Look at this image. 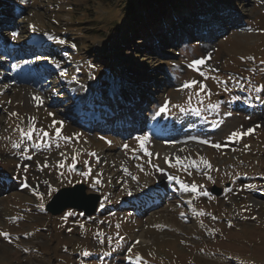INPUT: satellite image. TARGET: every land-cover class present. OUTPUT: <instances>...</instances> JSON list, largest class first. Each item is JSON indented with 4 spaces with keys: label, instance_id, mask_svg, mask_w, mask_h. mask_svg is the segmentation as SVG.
Returning <instances> with one entry per match:
<instances>
[{
    "label": "rangeland",
    "instance_id": "1",
    "mask_svg": "<svg viewBox=\"0 0 264 264\" xmlns=\"http://www.w3.org/2000/svg\"><path fill=\"white\" fill-rule=\"evenodd\" d=\"M135 1L0 0V181L10 185L0 191V233L8 234L0 235V264H264V89L257 92L264 86V0H195L199 9L183 0L185 16L170 11L156 32L133 34L140 21L133 10L144 26L149 22ZM39 34L66 43L46 35L40 49L27 46ZM201 58L205 76L188 67ZM49 60L60 65L55 73L40 66L45 61L55 67ZM191 80L206 84L209 94L197 97L195 88L184 89ZM115 93L122 100L115 101ZM38 94L39 105L33 101ZM125 99L133 107L124 109ZM166 100L167 112L155 116ZM105 107L113 115L101 113L111 119L104 130L86 127L91 108ZM197 107L200 119L192 114ZM117 117L122 120L113 123ZM30 118L49 137L34 134L21 142L18 128L27 130ZM55 128L70 139H58ZM253 128L239 140L228 139L233 131ZM145 134L148 155L135 139ZM165 158L183 165L172 167ZM45 161L49 166L41 170ZM24 179L30 186L21 185ZM45 180L56 190L83 182L85 193L99 194L98 212L51 215L45 205L55 191L49 194ZM134 180L146 189L156 186L159 202L127 207L128 182ZM180 182L196 183L197 192H184ZM225 182L232 185L220 196L209 193L211 185ZM220 233L224 237L209 239ZM119 237L124 239L116 243Z\"/></svg>",
    "mask_w": 264,
    "mask_h": 264
},
{
    "label": "snow or ice",
    "instance_id": "2",
    "mask_svg": "<svg viewBox=\"0 0 264 264\" xmlns=\"http://www.w3.org/2000/svg\"><path fill=\"white\" fill-rule=\"evenodd\" d=\"M18 33L16 32H13L11 33V36H12V39L15 40L16 37H17ZM48 36V39L49 40H56L59 44H65L66 41L65 40H62V39H57L56 37L50 35V34H46ZM73 47H75V45H73ZM45 59H49L47 57H44ZM241 59H244L243 57ZM50 63L54 64L57 68L60 67L59 63L56 62L55 60H49ZM24 63H30V61H24ZM205 64V61L204 59H194L192 60L189 64H188V67L195 70V71H198L200 73L201 76H205V73L203 71H201V67ZM13 67H18V65H14ZM61 75H64V73L62 72ZM220 84L224 85V88L223 90L225 92L227 91H230V89L227 87V84L225 81H219ZM237 84L240 86V87H243V85L239 84V81H237ZM183 88L184 89H189V88H195L196 89V96L199 97L201 95V93H204V94H209L208 90H207V85L202 83V82H197L196 80H191L189 82H186L184 85H183ZM262 89H264V86H261V88H258L257 89V92L261 91ZM33 101L36 103V104H42L43 101L41 99V97L39 96H34L33 97ZM189 103H191V97H189ZM199 104H203V101H198ZM170 104V101H165V104L162 105L159 110L155 113V116H160L162 113H165L167 112V109H168V105ZM183 110V109H182ZM192 111H195L197 113V115L200 114V108L197 107L195 109H192ZM12 116H17L18 114L17 113H11ZM49 115H52L51 113H49ZM56 123H59V122H55L54 121V124ZM50 127H53V125H50ZM18 131L20 133V137H21V142L23 140H33L34 138H37V137H34V134H37V136L39 138H43V137H49L50 133L44 129H40L39 132L35 126V123H34V120L33 119H28L27 121V130L23 129V128H18ZM253 131V129H248L247 131L245 132H240V131H233L230 133L228 139L232 140V139H235V140H239L242 136L244 135H248L249 133H251ZM55 136L58 138V139H64L65 141H68L70 138L69 137H62L61 136V132H60V129L59 128H55ZM101 139H103V137H101ZM137 141L140 142V147L142 150L145 151V154L148 155L149 153L147 152V149L144 148V144L148 141V136L145 134L143 136H137L135 138ZM191 139H198L196 137H192ZM199 143L201 144H207L209 143V141L207 140H198ZM20 145L17 144V143H14L13 144V147H19ZM221 145L220 144H214L213 147H216V148H219ZM37 147H39V145H37ZM124 148H128L129 146L128 145H124L123 146ZM245 147H247V145H245ZM27 149H25L26 151ZM63 156V153L61 154ZM91 155L95 156L96 154L95 153H91ZM77 156H78V153L77 154H74L71 156V160H72V164L71 165H68L70 171H75V163L77 161ZM26 159H32V156L29 155L26 157ZM85 165L87 166L88 162L85 161L84 162ZM165 163H170V161L168 160V158H165ZM200 163H202L203 165H205L208 169H211V165L209 164V162L207 160H203L201 159ZM176 165H183V161L179 158H176L175 160V164H171L170 163V166L172 167H175ZM49 165L47 164V162L45 161L43 163V165H39L40 169L43 170V168H47ZM65 165L60 162L59 163V167H64ZM193 166H195V163L193 162ZM25 171H27V169H25ZM89 172H90V169H89ZM89 172H83L81 173V175L83 176H87L89 175ZM99 175V174H97ZM205 175L207 176V178L209 180L212 179L211 176H208L207 173H205ZM133 179H135V177H133ZM169 179H176V177H173V176H169ZM179 182V181H178ZM43 183L45 185L48 186V192L49 194H51L53 191H56L55 188L52 187V185L47 181H43ZM96 184H99L100 183V180L97 179L95 181ZM181 183V188L184 192H190V193H196L197 190H198V186L196 183H191V184H187V183H183V182H180ZM251 187V186H249ZM38 196L40 195L39 192L36 193ZM203 195L207 196L208 193L204 192ZM103 205H101L102 207ZM68 215H72V213H68ZM184 214L181 213V216H183ZM197 215H205V213L203 211L197 213ZM213 219H215V217H212ZM83 227V226H81ZM119 227V226H117ZM0 235H4V236H7L8 234L7 233H0ZM30 235V233H29ZM124 239V237H119L118 240L116 241V243H119L120 241H122ZM101 243H103V241H101ZM137 243H139V241H137ZM132 249L129 248L128 249V252L131 253ZM83 255L84 256H89L91 255L90 252L88 251H84L83 252ZM129 259H131V257H129ZM140 260V257L137 256V261Z\"/></svg>",
    "mask_w": 264,
    "mask_h": 264
},
{
    "label": "water",
    "instance_id": "3",
    "mask_svg": "<svg viewBox=\"0 0 264 264\" xmlns=\"http://www.w3.org/2000/svg\"><path fill=\"white\" fill-rule=\"evenodd\" d=\"M228 185V184H226ZM210 192L215 195L221 193V188L212 186ZM99 196L97 194H86L83 184H76L73 187L59 189L46 204V209L51 215L62 213L71 208L82 210L86 215H92L97 208Z\"/></svg>",
    "mask_w": 264,
    "mask_h": 264
},
{
    "label": "trees",
    "instance_id": "4",
    "mask_svg": "<svg viewBox=\"0 0 264 264\" xmlns=\"http://www.w3.org/2000/svg\"><path fill=\"white\" fill-rule=\"evenodd\" d=\"M150 1L153 2L157 6L156 10H158V14H156V10L151 9L150 3L146 2V0L142 1V5H140V3L137 0L135 1V3L140 6L139 10L143 12V17L148 19L149 22L144 26V24L141 22V18H142L141 14H138V11L136 12L135 10H133L130 15L132 17L134 16V18L138 17L140 20L139 24L133 31V34L134 33L138 34V33H141L142 31H144L145 33H149L148 31H150L151 29H153V31L156 32L157 27L161 28L165 24L163 15L165 13H169L170 11H177L179 14H182L183 16H185L186 11H185L184 6L186 4V1H183V0H150ZM189 2L191 4V7L193 8L194 1L189 0ZM131 20L132 22H134L132 18Z\"/></svg>",
    "mask_w": 264,
    "mask_h": 264
},
{
    "label": "bare ground",
    "instance_id": "5",
    "mask_svg": "<svg viewBox=\"0 0 264 264\" xmlns=\"http://www.w3.org/2000/svg\"><path fill=\"white\" fill-rule=\"evenodd\" d=\"M173 125H175V124H173ZM164 144L167 145L166 142H164ZM172 151H175L177 154L180 152L179 148H176V147L174 149H172ZM176 153H174V154H176ZM124 163L129 166V163H127L126 160H124ZM128 189H129V192L131 193V195L128 199L134 205H138L139 203H142V201H145L147 203H151L152 205H154L155 203L157 204V202H159V199H160L159 198V191H158V188L156 186H151V187L149 186L146 189L139 181L134 180V181L128 182ZM139 238L143 239V234H141V232H140Z\"/></svg>",
    "mask_w": 264,
    "mask_h": 264
}]
</instances>
